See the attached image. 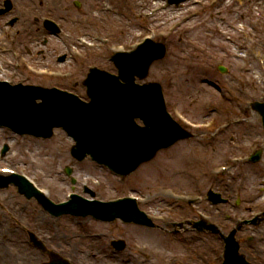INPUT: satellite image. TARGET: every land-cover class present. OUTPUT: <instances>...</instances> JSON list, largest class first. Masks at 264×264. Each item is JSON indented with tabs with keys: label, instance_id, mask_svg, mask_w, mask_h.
Returning <instances> with one entry per match:
<instances>
[{
	"label": "rangeland",
	"instance_id": "rangeland-1",
	"mask_svg": "<svg viewBox=\"0 0 264 264\" xmlns=\"http://www.w3.org/2000/svg\"><path fill=\"white\" fill-rule=\"evenodd\" d=\"M52 1L32 0V3L38 12L49 9L48 13L57 15L51 6ZM60 1L65 4L64 12L58 13L65 16L63 36L66 45L62 40L52 38L48 44L50 52L47 55L41 56L36 52L33 55L38 54L39 58L43 57L41 61H54L55 66L61 68L63 72L73 69L77 74L65 82H48L49 86L55 84L70 88L72 84L77 83L78 86L83 87L80 81L88 71L86 65L88 63L94 62L102 68L115 70L112 62L102 56L105 52L108 54V49L105 46L99 49L102 50L99 53L91 55L88 61L78 59L74 62L68 60L59 64L52 53L54 51L60 53L67 51V42L69 41H74L76 45L75 37L77 34L108 36L111 39L109 46L116 48L119 44L115 43H132L141 32H146L147 25L152 24L150 22L154 23V20L143 21L137 18V12L139 10L141 12L143 7L140 6V9L133 6L134 10L129 9L127 4L123 5L122 0H110V3L113 2L117 11L121 13L120 15L99 11L97 2L100 5L105 0H85V6L80 12H72L71 10L74 8L72 5L74 0ZM132 1L136 4V0ZM32 3L29 1L21 2V4ZM153 4L159 5V3L148 2L147 7ZM207 4H210V1L204 3V5ZM93 5L97 12L93 10ZM201 6L196 5L194 1H189L178 8L167 9L158 15L154 24L155 26L160 25L158 28H165L169 24L173 26L182 22L183 16H190L186 17L189 20L184 21L185 23L180 26L179 30L174 31V35L168 36L166 56L156 61L151 66L148 76L139 81H160L165 93L169 99L171 98V103L181 111L184 110L187 116L195 121H204L216 117L218 123L227 121L231 116H234L228 128L217 129L215 127L212 131H205L203 134L192 131L195 141L179 143L174 151L176 154L179 152L178 159L166 163L168 156L164 152L155 158L154 162L141 166L125 181H119L107 169L90 162L88 159L82 162L73 160L69 152L71 141L62 132L50 139L43 140L33 137L21 138L7 132V130H0V167L10 165L27 173L41 186L51 187L53 192L51 194L55 199H62L66 194L64 191L67 192L70 188L67 181L60 182L61 178H65V176L63 174L58 176L57 170H61L65 165L70 164L81 183L96 179L101 180V185L97 189L100 197L107 199L136 190L137 192L140 190L142 192L147 191L146 193H153L157 198L160 197L159 202H154L152 205L153 208L158 209L167 207L166 200H162L164 195L161 194L160 189L168 187L164 192L170 193L173 187L178 190L183 188L185 190L198 189L199 191L205 186V189L217 187L207 171L212 164L225 163L229 156L241 153L232 144L247 149L253 142L264 143V128L261 119L247 107L248 100L264 99V0H219L215 7L207 9L204 14L199 13ZM126 9L130 13H124ZM134 11L137 19L132 17ZM82 14H91L93 19L89 23L78 24L76 18ZM30 40L31 38H26L24 41L29 42ZM191 42L203 45L202 48L206 49L205 53L198 51ZM38 44L36 43V45ZM17 47L23 51V45L17 44ZM207 53H214L219 56L218 60H223L221 62L227 67L226 74L211 66L214 61L206 57ZM74 80L79 82H72ZM39 83L44 84L45 82ZM214 83L220 85L221 90H217ZM231 140L232 144L230 143ZM4 143H8L10 149L5 155H2L1 149ZM208 144H212L215 150L209 149ZM179 158L185 160L179 161L181 160ZM258 163L240 168L236 166L231 172L221 176L223 178L217 179L220 189H224L226 186L230 187L228 182H231L235 176L238 177L240 173L247 174L246 191L242 195H234V199L240 198L241 203L235 209L227 205L228 208L224 210L228 211L229 215L249 214L248 207L253 205L249 199L253 196H255L256 204L264 202V173L261 174L264 169V152L261 161ZM158 185L163 186L156 190ZM207 206V208L204 207L206 211L216 214V209L211 205ZM192 208V213L195 214V208L198 207ZM189 214L191 213L189 212ZM227 224L226 230L233 225L231 222ZM27 225L46 237L55 235L53 240L55 243L75 248L79 253L78 264H112L118 261V259H107L101 256L96 251L97 249L92 247L97 244L98 239H90V234L107 231L108 225L96 223L91 218H75L67 215L56 218L43 211L35 200H27L21 196L16 187L0 189V227L6 229L2 231L6 233V237L3 239H8V245L12 250L20 252L22 258H31L30 263L26 261L25 263L7 264H37L45 260L43 259L44 256L39 254L33 245L27 243L28 234L24 230ZM263 227L264 224L260 229ZM112 229L111 235H119L125 239L127 246L134 238L138 240L137 237L152 244L150 250L158 253L155 258L149 255L138 256L132 260L131 264H155V262L162 264L163 259H167L172 254L178 255V257L183 256L185 260L183 259L184 262L181 264H197L199 258L196 252L201 253L215 246L217 247L216 250L210 251L213 254L222 248L220 241L205 234L190 233L196 239L189 237L184 239L189 235L184 233L181 236L172 237L171 241L168 235L158 229L132 228V226L121 229L120 226L118 228L114 225ZM252 232L251 227H245L239 234L243 243V250L248 254L250 248L246 237ZM259 234H264V230L258 232ZM25 247L28 248V251L24 249ZM263 248L264 243L260 247L257 245V251L259 249L263 251ZM139 259L144 262H137ZM256 264H264V261H257Z\"/></svg>",
	"mask_w": 264,
	"mask_h": 264
},
{
	"label": "bare ground",
	"instance_id": "bare-ground-1",
	"mask_svg": "<svg viewBox=\"0 0 264 264\" xmlns=\"http://www.w3.org/2000/svg\"><path fill=\"white\" fill-rule=\"evenodd\" d=\"M3 230H6L5 227H0V258L5 257L2 259L3 261L1 262V264H7V263H13V262L14 263H18V262L23 263L22 255L20 254V252H18L16 250H14V252H12L9 248V245L1 240V237L3 235L4 236L6 235V233L2 232ZM24 249H26V247Z\"/></svg>",
	"mask_w": 264,
	"mask_h": 264
},
{
	"label": "water",
	"instance_id": "water-1",
	"mask_svg": "<svg viewBox=\"0 0 264 264\" xmlns=\"http://www.w3.org/2000/svg\"><path fill=\"white\" fill-rule=\"evenodd\" d=\"M254 108L257 109V110H259V111L262 113V115H263V119H264V104H256V105L254 106ZM122 210H123V209L115 208V209H113V210H111V211H109V212L112 214V215H111L112 217H114L115 215L125 216V213H124ZM127 217H129V216H127ZM129 218H130V217H129ZM229 241H230V240H229ZM230 247H231V243L229 242V246H228V248H227V256L233 254L234 251H235V253H236V249H234V251H233V250H230Z\"/></svg>",
	"mask_w": 264,
	"mask_h": 264
}]
</instances>
